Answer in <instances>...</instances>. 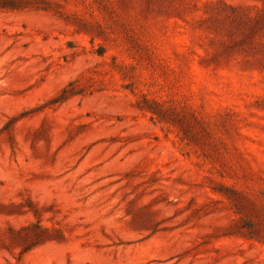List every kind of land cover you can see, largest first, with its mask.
<instances>
[{"label": "rangeland", "instance_id": "374dc122", "mask_svg": "<svg viewBox=\"0 0 264 264\" xmlns=\"http://www.w3.org/2000/svg\"><path fill=\"white\" fill-rule=\"evenodd\" d=\"M0 264H264V0H0Z\"/></svg>", "mask_w": 264, "mask_h": 264}]
</instances>
